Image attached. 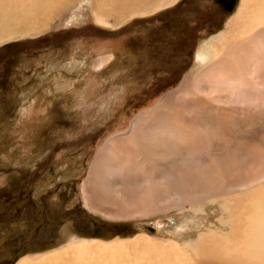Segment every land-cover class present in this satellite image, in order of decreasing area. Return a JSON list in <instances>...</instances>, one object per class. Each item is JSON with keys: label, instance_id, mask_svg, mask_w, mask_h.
Returning <instances> with one entry per match:
<instances>
[{"label": "bare ground", "instance_id": "obj_1", "mask_svg": "<svg viewBox=\"0 0 264 264\" xmlns=\"http://www.w3.org/2000/svg\"><path fill=\"white\" fill-rule=\"evenodd\" d=\"M74 1L0 0V43L49 28ZM91 1L105 23L178 0ZM197 58L175 88L104 142L82 193L108 220L205 212L202 228L178 239L140 230L109 243L82 240L15 264H264V0H238Z\"/></svg>", "mask_w": 264, "mask_h": 264}, {"label": "rangeland", "instance_id": "obj_2", "mask_svg": "<svg viewBox=\"0 0 264 264\" xmlns=\"http://www.w3.org/2000/svg\"><path fill=\"white\" fill-rule=\"evenodd\" d=\"M237 3L227 11L217 0H178L103 23L91 0H75L49 28L0 43V264L82 240L109 243L140 230L178 239L202 228L205 212L105 219L87 208L82 184L104 142L198 65L201 46ZM99 57L108 62L98 70Z\"/></svg>", "mask_w": 264, "mask_h": 264}, {"label": "water", "instance_id": "obj_3", "mask_svg": "<svg viewBox=\"0 0 264 264\" xmlns=\"http://www.w3.org/2000/svg\"><path fill=\"white\" fill-rule=\"evenodd\" d=\"M217 1H220V0H217ZM221 1H223V0H221ZM227 2H226V5L225 6H226V9H229L231 7V5H230L231 4V0H229ZM223 3H225V2L223 1Z\"/></svg>", "mask_w": 264, "mask_h": 264}, {"label": "flooded vegetation", "instance_id": "obj_4", "mask_svg": "<svg viewBox=\"0 0 264 264\" xmlns=\"http://www.w3.org/2000/svg\"><path fill=\"white\" fill-rule=\"evenodd\" d=\"M223 1L225 2V3H223ZM223 1H219L220 2V4L223 6V8L226 10V6H225V4H226V1L225 0H223ZM228 1V0H227ZM218 2V1H217ZM228 3V2H227Z\"/></svg>", "mask_w": 264, "mask_h": 264}]
</instances>
